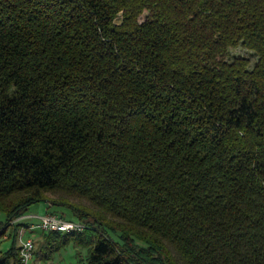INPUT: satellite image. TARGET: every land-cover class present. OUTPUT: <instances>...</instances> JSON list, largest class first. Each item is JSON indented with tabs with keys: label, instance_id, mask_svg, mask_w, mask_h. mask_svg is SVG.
<instances>
[{
	"label": "trees",
	"instance_id": "1",
	"mask_svg": "<svg viewBox=\"0 0 264 264\" xmlns=\"http://www.w3.org/2000/svg\"><path fill=\"white\" fill-rule=\"evenodd\" d=\"M48 199L45 259L264 264V0H0L2 222Z\"/></svg>",
	"mask_w": 264,
	"mask_h": 264
},
{
	"label": "rangeland",
	"instance_id": "2",
	"mask_svg": "<svg viewBox=\"0 0 264 264\" xmlns=\"http://www.w3.org/2000/svg\"><path fill=\"white\" fill-rule=\"evenodd\" d=\"M142 16L141 18H143ZM235 52H242V53H248L249 51L244 48H236L234 49ZM46 198L49 199H56L58 198L57 194H54L52 192L45 193ZM48 200H40L33 204H31L26 211V213L20 214L19 216L13 218L12 220H7L5 223L2 221L5 220V214L0 212V253H2L1 250H6L11 246L12 238L16 236L18 244H21L28 238H34L35 245H36V251L38 249L39 255L37 253H34L32 260L29 264H87L85 261L87 253V248L80 247L74 242H70L66 246L62 247L59 251L55 252L51 259H45L42 258V255L45 252H48L51 250V242H57V239L55 236H45L42 237V230L36 228V229H30L28 226H24L22 224H19L21 221L28 222V223H37L40 221L39 216L44 214L49 208L53 211L58 212H64L68 215L69 210L61 205H54L50 204V201ZM49 207V208H48ZM31 215L32 217H29ZM3 247V249L1 248ZM41 250V251H40ZM53 262V263H52Z\"/></svg>",
	"mask_w": 264,
	"mask_h": 264
},
{
	"label": "built area",
	"instance_id": "3",
	"mask_svg": "<svg viewBox=\"0 0 264 264\" xmlns=\"http://www.w3.org/2000/svg\"><path fill=\"white\" fill-rule=\"evenodd\" d=\"M29 217H32L29 215ZM40 221L31 223L30 229H40L42 231H83L86 225L80 221L65 218L59 213L47 211L39 216ZM35 249L34 238H28L20 244V254L23 264H29L33 258Z\"/></svg>",
	"mask_w": 264,
	"mask_h": 264
},
{
	"label": "crops",
	"instance_id": "4",
	"mask_svg": "<svg viewBox=\"0 0 264 264\" xmlns=\"http://www.w3.org/2000/svg\"><path fill=\"white\" fill-rule=\"evenodd\" d=\"M48 208H49V207H48ZM48 210H52V209H50V208H49ZM32 223H33V222H32ZM30 224H31V223H30ZM1 248L3 249V247H2V246H1ZM3 250H4V249H3ZM52 263H53V262H52Z\"/></svg>",
	"mask_w": 264,
	"mask_h": 264
}]
</instances>
